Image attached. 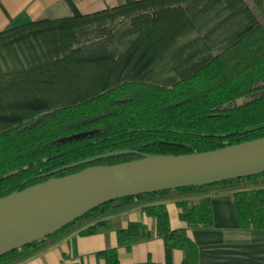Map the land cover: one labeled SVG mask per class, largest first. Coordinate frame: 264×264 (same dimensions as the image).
<instances>
[{"label": "trees", "instance_id": "1", "mask_svg": "<svg viewBox=\"0 0 264 264\" xmlns=\"http://www.w3.org/2000/svg\"><path fill=\"white\" fill-rule=\"evenodd\" d=\"M264 138V0H127L0 32V199L89 167L211 152ZM245 229L264 232V174L107 203L59 232L0 258L15 264L68 234L143 206L155 231L130 223L118 248L156 237L197 264L190 231L213 227L211 198L176 203L187 228L158 202L214 191ZM94 223V224H92ZM119 264L117 249L104 251Z\"/></svg>", "mask_w": 264, "mask_h": 264}, {"label": "water", "instance_id": "2", "mask_svg": "<svg viewBox=\"0 0 264 264\" xmlns=\"http://www.w3.org/2000/svg\"><path fill=\"white\" fill-rule=\"evenodd\" d=\"M264 174V138L219 150L89 167L0 199V258L116 200Z\"/></svg>", "mask_w": 264, "mask_h": 264}, {"label": "crops", "instance_id": "3", "mask_svg": "<svg viewBox=\"0 0 264 264\" xmlns=\"http://www.w3.org/2000/svg\"><path fill=\"white\" fill-rule=\"evenodd\" d=\"M127 0H0V32L35 22L45 16L66 13L87 15L125 4ZM235 191H214L207 195L170 199L154 205L166 206L170 226L186 229L179 218L178 201L211 198L213 227L191 230L197 246V264H264V232L249 231L240 221L232 201ZM108 223V229L83 236L84 226L51 247L15 264H106L100 253L117 249L119 264H184V253L167 248L154 237L138 243L130 250L118 248L117 232L130 223H140L155 231L156 222L146 216L143 206L132 208L99 219ZM94 224V223H92Z\"/></svg>", "mask_w": 264, "mask_h": 264}]
</instances>
